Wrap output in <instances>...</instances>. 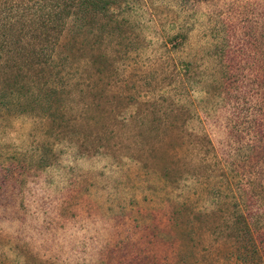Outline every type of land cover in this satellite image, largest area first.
I'll return each mask as SVG.
<instances>
[{
  "label": "rangeland",
  "instance_id": "374dc122",
  "mask_svg": "<svg viewBox=\"0 0 264 264\" xmlns=\"http://www.w3.org/2000/svg\"><path fill=\"white\" fill-rule=\"evenodd\" d=\"M87 1L0 0V264H264V0Z\"/></svg>",
  "mask_w": 264,
  "mask_h": 264
},
{
  "label": "trees",
  "instance_id": "16d2710c",
  "mask_svg": "<svg viewBox=\"0 0 264 264\" xmlns=\"http://www.w3.org/2000/svg\"><path fill=\"white\" fill-rule=\"evenodd\" d=\"M101 1H103V0H91L90 2L93 4V3H96V4H100L101 3ZM84 2L86 3V4H89V2L87 1V0H84ZM95 5V4H94ZM43 23V22H42ZM10 27H7L5 24L4 25H0V34L1 35H3V36H7V33H8V31H10ZM45 46H43V48H44ZM0 48H3V49H9V42H7L6 40H1V37H0ZM42 50V49H41ZM43 50H45V48L43 49ZM4 94V93H3ZM20 102H21V104L23 105V103L24 102H22V100L21 101H17V102H15L16 103V105H18V106H20ZM39 102V101H38Z\"/></svg>",
  "mask_w": 264,
  "mask_h": 264
}]
</instances>
